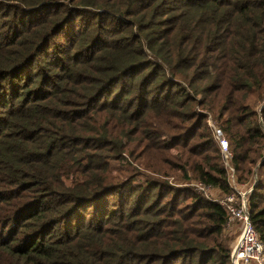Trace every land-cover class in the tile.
<instances>
[{"label": "trees", "instance_id": "trees-1", "mask_svg": "<svg viewBox=\"0 0 264 264\" xmlns=\"http://www.w3.org/2000/svg\"><path fill=\"white\" fill-rule=\"evenodd\" d=\"M1 17L28 42L0 54V264H232L225 206L194 191L174 206L180 191L163 178L111 176L110 161L130 147L121 137L137 138L110 129L139 128L157 106L183 113L208 91L223 103L225 89L255 94L264 0H0ZM230 115L232 161L253 163L260 128L234 131L243 120ZM192 172L231 190L221 165ZM263 190L264 174L247 209L264 247Z\"/></svg>", "mask_w": 264, "mask_h": 264}, {"label": "rangeland", "instance_id": "rangeland-1", "mask_svg": "<svg viewBox=\"0 0 264 264\" xmlns=\"http://www.w3.org/2000/svg\"><path fill=\"white\" fill-rule=\"evenodd\" d=\"M3 12L6 11L4 10ZM11 23L8 17L0 18V54L3 57H8V55L12 54L14 56L28 42V37L18 34L22 30H18L19 32L11 30ZM101 30H98L99 33ZM107 30L105 29V31ZM83 36L85 37L84 34ZM101 38L102 41L106 40L105 35H102ZM40 56L38 55L32 59L33 62L28 63V66L25 67V73L36 65ZM82 57L84 56L81 55ZM83 60L87 59L84 58ZM91 63L95 67L100 62ZM81 67L83 69L87 68L86 65H81ZM39 77L40 75H38L37 79ZM54 80L51 79L48 82L52 83ZM197 83L203 84L202 82ZM183 85L192 95V87L187 86L185 83ZM212 85L214 84L211 83L210 86L212 87ZM253 86L255 94L249 96L248 92L240 89H234L232 92H227L225 89V96L228 97L229 95L231 98L229 103H223L220 95L214 96V91H208L209 96L197 94L194 105L192 104L183 113L179 109L166 111L163 106H157L158 108L155 110L146 113L151 118H148L139 128L134 127L132 123L123 126L122 122L116 121L118 126L110 129L111 133H114V135L123 134L127 129L131 128L137 140L132 141V139H129L130 137H121L123 144H130V147L125 146L124 151L120 155L121 157L110 161L111 176L119 179L120 182L129 178L138 180L142 177V173L163 178L173 187H177L178 192L180 191L177 201L173 204L174 206L188 204L190 201L187 196L190 191H194L209 200L224 201V199H227L235 208L240 207L241 201L244 200L247 207L249 195L255 190L258 180L264 174V165H262L264 161V78L258 77ZM257 92L260 95L256 94ZM162 97L164 96H160V98ZM249 98L254 101L249 103ZM204 100L207 102L203 104ZM221 104L223 105L221 106ZM243 104H247L249 108L248 113L244 116L239 112V106ZM230 111V118L234 117L239 121L243 120L236 124L233 119L234 131L238 130L244 133L252 125L260 128L261 136L255 138V142L252 141L254 144L250 145L252 148L257 149V153H250L253 163L240 160L237 161V166H235L232 161L235 152L238 153L240 151H238L239 149L237 150L235 143L225 133L226 124L224 122ZM250 115L251 117H249ZM150 133L152 135L147 141L146 138ZM221 139L226 140L228 143V153L226 154H223L219 147ZM241 154L243 155V153ZM150 163L155 169L157 166L162 167L161 169L164 170L165 175L160 176L159 173H151L147 170L146 168ZM196 163L205 169H207V166L221 165L226 170L228 183L231 187L229 193H224L217 186L196 180L192 172ZM182 165L186 166L188 177L182 176L179 169ZM231 176L234 178V183L231 181ZM229 195L233 196V199L226 198ZM263 204V201L259 202L260 206ZM228 216L230 217L231 214L227 211ZM240 232L241 224L238 219H232L229 225L226 223L225 234L231 238L229 241L231 248Z\"/></svg>", "mask_w": 264, "mask_h": 264}, {"label": "built area", "instance_id": "built-area-1", "mask_svg": "<svg viewBox=\"0 0 264 264\" xmlns=\"http://www.w3.org/2000/svg\"><path fill=\"white\" fill-rule=\"evenodd\" d=\"M219 147L223 154L228 153V143L226 140L221 139ZM231 181L234 183V178L231 176ZM229 182V181H228ZM233 199V196L226 197ZM221 205L226 206L231 216L227 217V225L230 224L232 219H238L241 224V232L237 237L234 245L230 250V258L232 264H251L254 261L256 264H264V247L263 244L252 224L249 211L245 205V201H241V206L235 208L226 199L218 201Z\"/></svg>", "mask_w": 264, "mask_h": 264}]
</instances>
